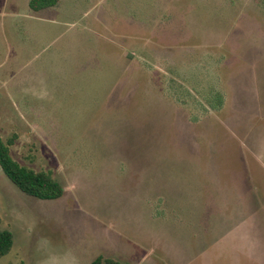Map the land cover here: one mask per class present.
<instances>
[{
    "label": "rangeland",
    "instance_id": "obj_1",
    "mask_svg": "<svg viewBox=\"0 0 264 264\" xmlns=\"http://www.w3.org/2000/svg\"><path fill=\"white\" fill-rule=\"evenodd\" d=\"M28 1L0 0V136L64 192L29 196L0 169V264L225 258L174 217L190 168L220 186L264 145V0Z\"/></svg>",
    "mask_w": 264,
    "mask_h": 264
},
{
    "label": "crops",
    "instance_id": "obj_2",
    "mask_svg": "<svg viewBox=\"0 0 264 264\" xmlns=\"http://www.w3.org/2000/svg\"><path fill=\"white\" fill-rule=\"evenodd\" d=\"M242 123L238 122V125ZM246 157L248 159V153ZM249 158L251 163L238 166L232 171L233 176L229 175V179L220 176L219 181L226 180L220 186L214 183L215 178L210 171L215 165L209 169L200 165L190 168L183 181V186L188 187L186 204L189 205V212L177 211L174 220L182 230H188L192 235L188 244L200 242L203 247L217 245L213 248L218 250L219 255L231 258L229 262L225 258L215 260L216 264H232L234 254L241 260L234 264H264V145L251 150ZM158 231L155 233L157 231L152 232L150 229L153 235L147 237L150 242L159 237L157 235L161 236V240L164 239ZM167 244L166 241L165 246ZM178 249L184 250L186 254L184 243H181V249L173 243L169 244L168 250H163L165 258L171 261L176 257ZM151 250L154 251V248ZM205 260L210 261V258ZM184 263L188 264L187 258Z\"/></svg>",
    "mask_w": 264,
    "mask_h": 264
},
{
    "label": "trees",
    "instance_id": "obj_3",
    "mask_svg": "<svg viewBox=\"0 0 264 264\" xmlns=\"http://www.w3.org/2000/svg\"><path fill=\"white\" fill-rule=\"evenodd\" d=\"M58 0H29L28 6L33 11L53 7ZM214 97H212L213 100ZM211 100V101H212ZM214 102V101H212ZM209 103V101H208ZM220 100L216 102L219 105ZM213 108V104H211ZM13 139L6 142L0 136V169L5 176L23 193L42 200H53L62 196L63 186L49 173L43 171H33L15 161L10 154L9 145ZM12 233L7 229L0 228V258L6 255L12 247ZM89 264H120L112 258L97 256Z\"/></svg>",
    "mask_w": 264,
    "mask_h": 264
}]
</instances>
